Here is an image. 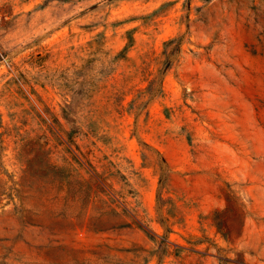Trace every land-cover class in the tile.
I'll return each mask as SVG.
<instances>
[{"label":"rangeland","instance_id":"374dc122","mask_svg":"<svg viewBox=\"0 0 264 264\" xmlns=\"http://www.w3.org/2000/svg\"><path fill=\"white\" fill-rule=\"evenodd\" d=\"M0 264H264V0H0Z\"/></svg>","mask_w":264,"mask_h":264}]
</instances>
